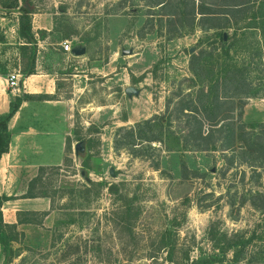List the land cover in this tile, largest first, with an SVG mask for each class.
Returning a JSON list of instances; mask_svg holds the SVG:
<instances>
[{
  "label": "rangeland",
  "instance_id": "rangeland-1",
  "mask_svg": "<svg viewBox=\"0 0 264 264\" xmlns=\"http://www.w3.org/2000/svg\"><path fill=\"white\" fill-rule=\"evenodd\" d=\"M150 1L0 0V73L20 74L16 90L5 82L9 110L26 100L19 120L45 121L52 148L34 186L44 209L18 212L30 213L17 239L0 244V264H191L207 255L233 264L234 252L235 263L264 264V150L248 162L233 151L264 135V0L243 15H230L242 0H203L212 14L194 20L184 5L158 18ZM27 23L31 40L20 33ZM65 40L85 53L65 52ZM200 52L207 68L245 66L258 91L242 108L237 99L225 106L219 132L202 118L203 136L215 138L207 150L192 145L190 117L177 111L196 95L190 59ZM28 85L39 93L26 94Z\"/></svg>",
  "mask_w": 264,
  "mask_h": 264
},
{
  "label": "trees",
  "instance_id": "trees-1",
  "mask_svg": "<svg viewBox=\"0 0 264 264\" xmlns=\"http://www.w3.org/2000/svg\"><path fill=\"white\" fill-rule=\"evenodd\" d=\"M16 3L17 0H12ZM126 0H122L121 3H125ZM251 0H242L237 4H233L231 14L233 12L235 13H241L243 15V12L246 11L245 6L249 4ZM12 3V4H15ZM152 5L151 7H158L160 10L159 13H156L155 15L158 18L166 17L168 19L175 18L176 16L180 15V12L177 13V11L167 12V9L169 7H173L175 9H180L181 5H184L190 9L189 14L194 20V16L199 14L201 17H205L207 15H211L212 12L205 11L203 9V4L205 3L203 0L200 1L201 8L196 9L194 7L195 3L194 0H178L174 3H171L169 0H153L150 1ZM215 4V3H210ZM152 10V9H149ZM25 13H31V11H24ZM149 16H151L153 13H148ZM220 16H209V17H222V15L226 14H218ZM147 22L152 23L151 18L147 17ZM150 18V19H149ZM217 18H214L217 19ZM161 21V19H159ZM230 22L229 19L222 23V26H229ZM217 25H213L212 27H215ZM264 24L262 23V29L260 30L261 34H264ZM260 29V28H259ZM30 30V24L27 23V25L24 27L23 24L20 26V33L22 34V37L26 40H31V37L28 33ZM220 42L222 44H225L223 42V36L219 35ZM264 38V36H263ZM31 43V41H27ZM210 56L211 61L213 59L219 58L217 56L216 58L213 57V53H208ZM204 55L202 52L199 54H192L190 59V71L192 72V75L194 80L192 81L195 83V86H197L196 95L194 98L190 97L188 101H180L178 103L177 111L179 114H182L184 116L190 117L188 119V126H191V130H189L188 136L192 138V145L197 150H207L210 144H214L215 138L211 137L207 138L204 137L201 130H202V118L203 120H206L208 123L210 129H214L216 131H221L225 125V121L228 119V115L226 114L225 106L230 105V108L233 107V101L234 99L239 100L241 108L242 105V98H248L250 96H256L257 92L253 91V88L251 86V82L248 77V70L245 66H241L237 64L234 61L231 62H223L218 64L217 68L214 69V67L207 68L205 63V59L203 57ZM204 61V62H203ZM257 68L261 72L264 73V62L261 60H258L257 62ZM26 75L33 74V67H30L28 71L25 72ZM3 75V73H0ZM17 103L13 104L10 108V111L6 114L0 115V157L3 153H5L8 150L9 142H10V133L7 128L8 121L10 117L14 114V112L17 110L20 101L17 99ZM183 100V99H182ZM230 110V109H229ZM186 111V112H185ZM241 115V113H240ZM147 123V122H146ZM132 128H129L128 131L130 133H127L128 137H133V131L131 132ZM142 138V137H138ZM150 141L154 139H148ZM250 140V139H249ZM215 147V145H213ZM213 147V148H214ZM229 147L225 148L224 150L228 149ZM264 150V135L259 136L256 135L253 137V140L250 142L245 141L244 145L241 144L236 148H233V151L236 153L235 155L237 157H240L242 159V162H248L249 160V154L252 157L255 152ZM234 158V156H232ZM253 158V157H252ZM256 158V157H255ZM240 159V160H241ZM262 166V164L260 165ZM46 168L44 166L38 168V172L35 177H33L28 184V189L26 192V197H38V196H45V195H37V193L34 192L35 190V184L40 182L41 173H43V170ZM87 190V189H86ZM89 192V190H87ZM6 200L5 196H0V244L3 246V248H8V243L17 239V235L15 233L16 224H8L3 222L2 220V212L1 207L3 202ZM30 212H22L17 214V223H24L25 219L21 218V214H29ZM7 231V232H6ZM13 235V237H11ZM237 243H229L227 242L228 248H231V246H234ZM244 244V243H243ZM10 248V247H9ZM223 252V251H222ZM239 252H234L232 263L233 264H239L235 263L240 260V257H242V254ZM171 256V254H170ZM169 256V261H171V258ZM184 258L188 259V254H184ZM11 259V256H8L9 261ZM213 261L212 255L205 256V257H198L195 260L191 261V264H211ZM220 262V263H219ZM258 261V259L255 257V259H250L248 262H245L244 264H261ZM217 264H222L221 260H218Z\"/></svg>",
  "mask_w": 264,
  "mask_h": 264
},
{
  "label": "crops",
  "instance_id": "crops-1",
  "mask_svg": "<svg viewBox=\"0 0 264 264\" xmlns=\"http://www.w3.org/2000/svg\"><path fill=\"white\" fill-rule=\"evenodd\" d=\"M5 82L6 77L0 74V115L10 111L9 104L14 97L5 88ZM28 87L30 89L24 91L26 94L39 93L35 86ZM25 102L22 100L8 121L10 142L8 150L0 157V196L6 197L1 207L2 220L17 225L18 212L44 209L39 197H26L25 194L38 168L50 163L52 150L48 143L50 134L44 127L45 121H20V115L26 108Z\"/></svg>",
  "mask_w": 264,
  "mask_h": 264
},
{
  "label": "water",
  "instance_id": "water-1",
  "mask_svg": "<svg viewBox=\"0 0 264 264\" xmlns=\"http://www.w3.org/2000/svg\"><path fill=\"white\" fill-rule=\"evenodd\" d=\"M224 39H225V34H224ZM193 50L190 49V52H192ZM71 53L73 55H82L85 53V49L84 48H79V47H75V48H72L71 50ZM121 54L122 55H130L132 54V49L131 48H128V49H122L121 50ZM125 93L128 95V96H132V95H138L139 93V89H137L136 87L134 86H127L125 88ZM82 148V143L81 142H77L75 145H74V151L75 153H77L79 150H81ZM109 173L111 176H114V172H113V169L111 168L109 170Z\"/></svg>",
  "mask_w": 264,
  "mask_h": 264
},
{
  "label": "built area",
  "instance_id": "built-area-1",
  "mask_svg": "<svg viewBox=\"0 0 264 264\" xmlns=\"http://www.w3.org/2000/svg\"><path fill=\"white\" fill-rule=\"evenodd\" d=\"M61 47L63 48V50L65 52H71V50H72V47H71L69 41H67V40L64 41V43L61 45ZM19 76H20V74H18V73H11L7 76L6 82L8 84V88H10V91H14L17 89Z\"/></svg>",
  "mask_w": 264,
  "mask_h": 264
}]
</instances>
